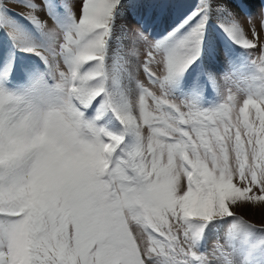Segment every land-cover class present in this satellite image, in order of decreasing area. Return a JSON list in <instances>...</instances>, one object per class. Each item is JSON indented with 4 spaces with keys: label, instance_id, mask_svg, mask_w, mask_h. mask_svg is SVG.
Listing matches in <instances>:
<instances>
[{
    "label": "snow or ice",
    "instance_id": "6c2138e0",
    "mask_svg": "<svg viewBox=\"0 0 264 264\" xmlns=\"http://www.w3.org/2000/svg\"><path fill=\"white\" fill-rule=\"evenodd\" d=\"M157 2L0 0L39 58L19 81L0 61V264H264L235 210L264 205V91L238 104V58L207 42L214 23L264 76V6L258 31L247 0H198L155 38Z\"/></svg>",
    "mask_w": 264,
    "mask_h": 264
},
{
    "label": "rangeland",
    "instance_id": "374dc122",
    "mask_svg": "<svg viewBox=\"0 0 264 264\" xmlns=\"http://www.w3.org/2000/svg\"><path fill=\"white\" fill-rule=\"evenodd\" d=\"M197 3L198 0H158L157 3L151 5L152 10L154 11V17L150 22L151 26L149 28L151 36L161 38L166 35L173 29V27L194 11ZM247 4H251L252 7L245 6L244 11L253 15V22L257 24L259 31L257 15L259 14L261 7L264 6V0H247ZM7 6L15 12L25 11L12 3H8ZM133 19V17L126 15L123 22L131 23ZM244 27L247 28L248 25L245 23ZM259 40L262 44H264V31H259ZM207 42L209 46L223 47L227 52H229V54L238 58L236 67L233 68L230 82L232 94L236 97L238 104L242 105L244 99L249 98V96H257L264 91V76H262L259 72V62H257L256 66L251 65L247 58L243 57L242 50L236 48L234 45H231V42H226V38L223 33L214 23L209 25L207 31ZM259 56L260 53L258 51H253L251 58L258 61ZM9 57H11L14 62V75L18 81L22 80L28 71L39 64L38 57L13 49L11 42L7 39V37L0 34V61L6 60ZM215 68L220 73H223L228 69V63L224 53H221L218 57ZM53 70L55 71V68ZM200 71L201 65L198 62L196 65H193V67L185 75L181 84L182 91L188 92L190 90L191 86L197 81ZM241 207L235 210L244 219L257 225L264 222L261 218H254L250 213H242L240 210Z\"/></svg>",
    "mask_w": 264,
    "mask_h": 264
},
{
    "label": "bare ground",
    "instance_id": "6f19581e",
    "mask_svg": "<svg viewBox=\"0 0 264 264\" xmlns=\"http://www.w3.org/2000/svg\"><path fill=\"white\" fill-rule=\"evenodd\" d=\"M240 210L244 214L250 213L254 218L256 217V219L261 218L264 220V205L258 204L255 207L244 206L241 207Z\"/></svg>",
    "mask_w": 264,
    "mask_h": 264
}]
</instances>
